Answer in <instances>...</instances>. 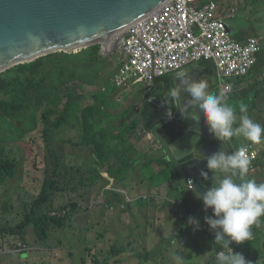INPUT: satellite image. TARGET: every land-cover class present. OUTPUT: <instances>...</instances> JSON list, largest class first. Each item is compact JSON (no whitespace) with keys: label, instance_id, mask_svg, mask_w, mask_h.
Instances as JSON below:
<instances>
[{"label":"trees","instance_id":"trees-1","mask_svg":"<svg viewBox=\"0 0 264 264\" xmlns=\"http://www.w3.org/2000/svg\"><path fill=\"white\" fill-rule=\"evenodd\" d=\"M101 48L54 54L0 75V264H46V255L52 253L53 264H79V260L81 264H128L122 262L124 252L116 245L109 251L112 259L99 261L97 249L83 242L77 227V219L90 206L83 208L80 200L71 197L77 185L91 188L89 195L84 193L91 205L100 202L105 189L104 205L107 202L113 210L114 203L121 204L123 210L127 199L107 190L109 182L103 174L132 188L163 183V170L149 180L138 178L147 162L139 168L143 155L135 147L140 135L151 133L141 117L147 100L133 101V106L123 110L111 106V100L122 104L120 96L132 87L116 86V67L103 60ZM263 74L264 70L262 79ZM254 92L253 99L245 97L249 111L264 90ZM255 122L264 125L259 119ZM9 145L30 148L31 154L21 163ZM253 145L264 153L262 141ZM161 160L169 164L165 157ZM32 171L38 174L37 195L24 204L25 211L15 225L9 216L17 197L9 182L14 180L20 188L24 173ZM247 179L252 180L251 175ZM67 197V202H61ZM68 233L73 234L70 246L63 241ZM39 243L44 245L36 247Z\"/></svg>","mask_w":264,"mask_h":264},{"label":"water","instance_id":"water-1","mask_svg":"<svg viewBox=\"0 0 264 264\" xmlns=\"http://www.w3.org/2000/svg\"><path fill=\"white\" fill-rule=\"evenodd\" d=\"M168 1L0 0V75L54 54H77L96 46H102V57H109L117 50L116 45L106 50L114 36L125 34L132 25ZM213 73L212 68L206 67L191 70L187 76L192 81L208 79L216 85ZM166 92L164 86L163 91L147 99L141 117L180 177L184 181L191 178L195 193L203 195L213 183V174L203 158L215 153L222 142L215 140L207 127L204 129L203 119L197 125L190 117L183 119L173 108L175 120L169 121L168 106L164 103ZM181 98L183 102L190 97L181 90ZM197 129L199 139L195 138ZM201 171L209 172L207 180L201 177ZM200 207L204 209L201 200ZM252 232V240L239 245L232 242L230 247L233 252L242 253L251 264H264V223Z\"/></svg>","mask_w":264,"mask_h":264},{"label":"clouds","instance_id":"clouds-1","mask_svg":"<svg viewBox=\"0 0 264 264\" xmlns=\"http://www.w3.org/2000/svg\"><path fill=\"white\" fill-rule=\"evenodd\" d=\"M208 1H204L200 5ZM228 28L231 30L230 25ZM126 33L118 35L119 39L116 41L119 49V65L116 67V72L120 67L126 65V59L122 55L123 39ZM250 37H257L263 44L261 37L256 35ZM208 87V82L203 78L199 81H192L187 73L177 72L173 87L164 95V103L168 106L166 118L168 120L173 118L172 110L175 108L183 119L190 117L197 125L203 119L213 138L223 142L226 146L228 140L233 137H242L253 144H258L264 140V125L255 122L250 117L247 104L244 102H240L238 106L230 104L223 99L222 95L209 92ZM181 90L187 92L190 97L183 102ZM189 109L192 111L190 112ZM196 133H199L198 129L195 131V138L199 139L200 133L199 135ZM245 147L232 151L230 154L220 151L203 158L207 161V169L213 174V183L203 195L196 192L195 196L197 200L203 202L205 211L212 210V215L205 216L204 219L214 234V242L220 245L222 249H228L227 252L219 251L213 264H251L242 253L233 252L230 244L235 242L239 245L252 240L253 226H259L262 223V218H264V183L258 184L255 180L247 179V174L259 173L261 168L256 167V160L254 162L256 171L247 173L250 160ZM200 175L204 180L209 178L208 171H201ZM189 181L193 185L192 180ZM141 198L149 199L145 196H141ZM188 224L193 226L194 230H198L200 227V222L196 217H189ZM172 236L175 239L174 232H172ZM175 241L177 242L176 239Z\"/></svg>","mask_w":264,"mask_h":264},{"label":"built area","instance_id":"built-area-1","mask_svg":"<svg viewBox=\"0 0 264 264\" xmlns=\"http://www.w3.org/2000/svg\"><path fill=\"white\" fill-rule=\"evenodd\" d=\"M123 42L126 65L115 74L117 87L153 82L200 63L213 64L223 85L247 77L263 50L257 37L245 42L234 39L215 0L202 5L198 0H170L129 28ZM139 77L142 79L135 81ZM224 90L231 92L230 86ZM244 149L250 160L247 173L254 172L258 152L253 144Z\"/></svg>","mask_w":264,"mask_h":264},{"label":"rangeland","instance_id":"rangeland-1","mask_svg":"<svg viewBox=\"0 0 264 264\" xmlns=\"http://www.w3.org/2000/svg\"><path fill=\"white\" fill-rule=\"evenodd\" d=\"M225 8V13L231 16L230 21H228V24L231 25L233 29H237L234 24H240L239 28L242 29V32L244 33L243 37H250L253 35H256L261 37L263 40L262 48L264 49V0H228L225 1L223 4ZM233 10H232V9ZM234 39L236 40H243V37H240L236 32L233 33ZM116 36L113 37L115 39ZM112 39V40H113ZM117 50L115 51L114 55H110L108 58L103 59L106 62L112 63L114 65L113 68L117 67L119 63L118 58V45L116 43ZM117 57V59H116ZM260 60L263 59V62L259 61L258 65L256 66L255 70L251 74V83L253 84L254 89H252L251 95H256L257 92L254 91H260L261 89L264 90V78L262 79L261 73L264 70V50L260 54L259 57ZM264 75V74H263ZM256 83L259 85L258 89L256 88ZM146 89L145 85H138L135 87H132L129 91H124L122 97L123 103H118L117 101L111 100V106H121L120 110H123L124 108H128L133 106V101L138 102L141 100L142 93ZM99 91L98 89H96ZM234 89H231L230 96L233 94ZM251 96V97H252ZM236 99V97H234ZM261 98L264 99V92L261 94V96L258 94V97L256 98L257 102V109L254 110L255 117L262 122H264V100L261 101ZM228 103L233 104V102L230 99H226ZM129 101V102H128ZM244 101L248 102V99H244ZM117 102V103H116ZM139 107V106H138ZM111 113H116L113 111H110ZM140 135V133H138ZM142 137V135L140 136ZM264 143V140H262ZM142 143L144 145H148V148H142V155L141 161L138 163V166L140 169H142V164H145L147 162V167L144 170H141L139 172L138 178H144L149 180L154 175L160 173L161 169V163L159 158H162L165 156V153L160 150L159 152L153 151V144L157 143V140L152 137L151 139H148V137L141 138L138 145ZM137 145V147H138ZM9 147L14 151V154L19 157V161L22 163L24 162V158H28L29 154H31L30 148L27 149H19L14 145H9ZM147 154L148 156L152 157H145ZM264 155V153H263ZM146 160V161H145ZM27 166L30 167V163H27ZM162 167V166H161ZM19 170L23 171V168L21 165H19ZM24 173V172H23ZM257 172L252 173L251 177L252 180L256 181ZM38 174L35 171H32L29 174L23 175V179L20 182V188L17 187L14 184V180L9 182V186L15 190V195L17 197V206L12 211V213L9 216V220H11L15 225L20 221L25 208L24 204L30 202L32 199L35 198L37 193L35 192V189L39 186L37 182ZM120 188L117 190V192L121 195H123L127 202H130V200L135 196L134 192L138 188H132L127 186L124 183H120ZM149 186L152 189H156L152 194H150V188L148 186H142L139 188L142 196L148 197L149 199L141 198L137 204H135V207H137V211H133L135 218L137 220L144 219L149 222H151L152 218H155L160 210L158 208L157 199L153 198V194L158 192V187L161 185H152L149 184ZM119 186H117L118 188ZM162 187L159 188L161 191ZM85 189L81 185H77L76 192L71 193V197L73 198V201L80 200L82 202L83 208H89L91 205L87 203V201L90 199L86 195H84ZM81 195V197H80ZM70 199V197H67L63 199L61 202L65 203ZM106 200V198H105ZM185 200V197L183 201ZM106 205H102V207H98L95 209L91 215L85 213L84 215H81L80 217L84 222L89 221L92 219V231L88 234H81L82 238H89L91 241H83L85 243H95L99 241V246H92L97 249V254L99 255V261H104L106 259H112L113 256L109 254L110 248L116 244H121V239H108V241L111 242L108 245L102 246V240L106 237V233H110L112 230L116 229L119 230L120 228H125L127 230L126 235H124L125 239H129L132 244L134 243H141L142 240L147 239L150 240L151 234L146 232L145 227L140 226H131L130 223H126V225H122V223L119 221L120 213L117 211V209L110 210L109 204L106 202ZM177 209L181 208V203L176 202L174 203ZM142 206V207H141ZM141 207V208H139ZM101 215H99L100 210ZM74 227V223H73ZM205 233V232H204ZM73 236L72 233H68L67 235L63 236V241L67 243V245H71V237ZM117 240V241H116ZM126 243H122V249L123 252H127V250H132L135 247L132 244H129V241L126 240ZM48 244V243H46ZM209 242L204 241L203 246H201L200 254H194L190 251L192 248V244L189 242H179L174 244L173 251L168 250V246L163 245V251L167 252L168 254H163L162 256H157L159 259L158 263H151L148 261L149 257H133L131 258L130 255H127L122 262H128V264H198L200 259L208 258L207 253L210 251L209 248ZM44 244H37L36 247L43 246ZM139 248L138 244H135ZM175 250L180 251L185 254V256H179ZM52 257V258H51ZM23 259L25 257H22ZM47 261L46 264H53V258L54 253L51 255H46ZM51 258V259H50ZM122 258V257H121ZM117 261V258H115ZM123 259V258H122ZM28 264H33L28 261ZM79 264H81V260H79Z\"/></svg>","mask_w":264,"mask_h":264},{"label":"crops","instance_id":"crops-1","mask_svg":"<svg viewBox=\"0 0 264 264\" xmlns=\"http://www.w3.org/2000/svg\"><path fill=\"white\" fill-rule=\"evenodd\" d=\"M215 1L218 3L223 16L226 17L227 22L232 20L231 16L225 13V8L223 6L224 2L228 0H215ZM234 25L237 29H233L230 25L232 34L236 32L240 37H243L244 33L242 32V29L239 28L240 24L237 23ZM247 39L248 37H243V40H237V41L245 42ZM203 64L205 65L204 66H199V64L192 65L180 71L188 73L189 71L195 69H204L206 67L212 68L214 71L213 75L216 79V85L210 82L208 79H204L208 82L209 85L208 91L216 93L218 95H222L223 99L225 100L227 98L230 99L233 102V105L238 106L240 102H244L246 96H248L249 98L252 96L251 91L254 88L251 87L253 86V84L250 82L251 81L250 76L253 72L244 79H240L238 81L236 80L226 81L225 84L221 85L217 77L215 66L211 63H203ZM177 72L170 73L164 77H157L153 82H145V81L139 82L138 84L133 85V87L138 85H145L146 89L142 93L141 98H145L147 100L151 96L157 94L158 92L163 91L164 86H166L167 91L170 90L173 87V85H170V83L175 81ZM141 79L142 77H139L135 79V81ZM230 83L233 84V87L230 85ZM226 86H230L231 89H234V92L231 96L230 93L225 92L224 89ZM153 92L155 93L153 94ZM150 94L152 95L149 96ZM234 97H236V99ZM251 99H253V96L251 97ZM261 101H263V98H261ZM255 103L257 104V102ZM257 106L249 111V115L254 121L257 119L254 113V110L257 109ZM174 120L175 119L173 117L169 121L173 122ZM203 127L204 129L207 127L205 123ZM134 136L135 135H133L132 137ZM145 137H148V139L154 137L156 139V137L153 135L152 132L147 134H142L141 138L143 139ZM248 144H253V143L245 140L242 137H233L228 140L227 146L223 142L219 144L216 147L215 153L224 151L226 154H230L232 151H237L240 148L247 146ZM142 148H148V145H144L140 143L138 147H135V149H138V151L141 154H142ZM152 149L154 152H159L160 150L164 152V148L162 147V145L159 143L158 140L157 143L153 144ZM145 155H146L145 157H152V156H148L147 154ZM163 157H165L166 161L169 164L163 163L161 158H159L162 166V167L160 166V169L164 171V178H163V183L161 184L162 186L158 187V192L153 194V198L157 199L158 208L160 212L155 218L151 219V222L144 219L137 220V218H135L134 214L132 213L133 211L135 212L138 209L137 207H135V204H137L139 198L142 196L140 195L142 193L139 190V188L142 186L138 187V189L135 190L134 192L135 196L130 200V202H128V204H125V208L123 210L119 209V207L122 206L121 204H117V203L113 204V206L120 213L119 221L122 223V225H126V223H130V225L134 227L137 225L140 227H145L146 232L151 234L150 240L144 239L142 240L141 243L132 244L129 239L124 238V235H126L127 230L122 227L119 230L114 229L110 233H106V237L103 238L101 244L102 246L108 245L111 241V240L108 241V239H113V238L117 240L121 239L122 240L121 244H116V247L118 249H121V251L123 252V249L121 247L122 243H126L125 241L128 240L129 244H132L135 248L132 250H127V252H124L122 256L126 257L127 255H130L138 258L149 257L148 259L149 262L158 263L159 259L157 258V256L168 254V251L167 252L163 251V245L168 246V250L173 251L174 244L179 243L181 241L185 243L189 242L192 244V248L190 249V251L194 254H200V250H201V246H203V242L208 241L210 251L207 253V256L209 257L200 259L198 264H212L219 251L221 250L225 252L228 251V249H222L220 245L214 242V234L211 232L210 226L205 222L204 217L211 216L212 212H208L205 211L204 209H201L200 200H197L195 196L194 185H192V188L189 187L188 182L191 178L184 181L180 177V172L171 164V162L167 159L166 155ZM261 158L264 159V155L261 154ZM263 172L264 170H260V172L257 173L256 182L258 184L264 183ZM103 176L109 182L107 190H113L116 194H119L117 190L120 188V185L117 184L113 179L109 178L108 174H103ZM149 184L151 183L145 185L148 186V188H150L151 190L150 194H152L156 189H152L149 186ZM117 186L119 187L117 188ZM160 187H162L161 191L159 190ZM90 192H91V188H86L84 191V193L88 195L90 194ZM104 192L105 189L102 190L101 192L100 202L91 204V207L89 208L87 214L91 215V213L95 209H97L98 207H102V205H104L106 201ZM184 197L185 200L183 201ZM176 202L181 203V208H182L181 210L176 208L177 205L174 204ZM99 215H101V210ZM189 217H196L199 220L200 227L198 230H194L193 226L188 224ZM262 222L264 223V218H262ZM91 225H92V219L86 222H84L81 217L77 219V227H79L81 234L88 235L92 231ZM252 231H256V226H253ZM172 232H174L175 239L177 240V242L173 238ZM84 240L87 242L91 241L89 238H84ZM98 242L99 241L90 244L91 246H99ZM135 244H138L139 248L135 246ZM174 252H176L179 256H185V254L180 251L175 250ZM35 260L38 261L39 259L35 258Z\"/></svg>","mask_w":264,"mask_h":264},{"label":"flooded vegetation","instance_id":"flooded-vegetation-1","mask_svg":"<svg viewBox=\"0 0 264 264\" xmlns=\"http://www.w3.org/2000/svg\"><path fill=\"white\" fill-rule=\"evenodd\" d=\"M257 152H258V150H257ZM256 167L257 168H261V170H264V159L261 158V154L259 152H258V158H257ZM263 175H264V172H263Z\"/></svg>","mask_w":264,"mask_h":264},{"label":"bare ground","instance_id":"bare-ground-1","mask_svg":"<svg viewBox=\"0 0 264 264\" xmlns=\"http://www.w3.org/2000/svg\"><path fill=\"white\" fill-rule=\"evenodd\" d=\"M118 39H119V37L116 36L115 39H113V40L110 42V44L106 47V50L112 49V47H113L114 45H116V41H117Z\"/></svg>","mask_w":264,"mask_h":264}]
</instances>
